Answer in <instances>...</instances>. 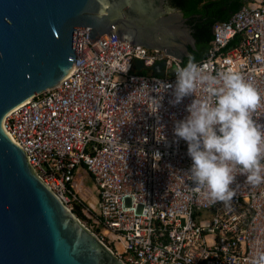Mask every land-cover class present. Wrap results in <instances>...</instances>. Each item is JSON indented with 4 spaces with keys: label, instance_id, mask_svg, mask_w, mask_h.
Masks as SVG:
<instances>
[{
    "label": "built area",
    "instance_id": "2783aa9c",
    "mask_svg": "<svg viewBox=\"0 0 264 264\" xmlns=\"http://www.w3.org/2000/svg\"><path fill=\"white\" fill-rule=\"evenodd\" d=\"M110 35L91 43L88 30L77 29L72 70L10 111L6 133L37 178L69 211L79 210V224L120 264H251L264 253V183L251 185L237 173L227 206L197 189L188 144L174 134L196 97L170 103L182 60ZM195 63L212 75L240 74L264 96V0L215 22ZM253 119L264 126V107ZM83 176L95 186L96 203Z\"/></svg>",
    "mask_w": 264,
    "mask_h": 264
},
{
    "label": "water",
    "instance_id": "95a60500",
    "mask_svg": "<svg viewBox=\"0 0 264 264\" xmlns=\"http://www.w3.org/2000/svg\"><path fill=\"white\" fill-rule=\"evenodd\" d=\"M77 29L91 43L115 34L183 60L198 49L204 20L168 0H0V264H120L37 178L4 128L10 111L67 77Z\"/></svg>",
    "mask_w": 264,
    "mask_h": 264
},
{
    "label": "clouds",
    "instance_id": "9594fccd",
    "mask_svg": "<svg viewBox=\"0 0 264 264\" xmlns=\"http://www.w3.org/2000/svg\"><path fill=\"white\" fill-rule=\"evenodd\" d=\"M175 73L170 103L176 106L185 97H196L187 107L189 115L174 130L188 144L192 161L188 174L213 203L227 206L235 196L237 173L251 185L264 183V126L253 119L264 107V96L240 74L229 70L212 75L191 59L183 67L178 65ZM159 108L160 103L157 112ZM152 158L158 165L162 157L157 152ZM251 264H264V253Z\"/></svg>",
    "mask_w": 264,
    "mask_h": 264
},
{
    "label": "trees",
    "instance_id": "16d2710c",
    "mask_svg": "<svg viewBox=\"0 0 264 264\" xmlns=\"http://www.w3.org/2000/svg\"><path fill=\"white\" fill-rule=\"evenodd\" d=\"M168 2L171 7L191 12L198 19L204 20V34L198 49L182 60L185 66L190 59L196 62L204 57L212 40V25L228 20L243 3H246V0H168ZM72 212L78 218H83L78 209Z\"/></svg>",
    "mask_w": 264,
    "mask_h": 264
},
{
    "label": "rangeland",
    "instance_id": "374dc122",
    "mask_svg": "<svg viewBox=\"0 0 264 264\" xmlns=\"http://www.w3.org/2000/svg\"><path fill=\"white\" fill-rule=\"evenodd\" d=\"M82 183L84 185V188L89 190L92 194L90 196V201L93 203H96L97 201V191L95 190V186L92 182V180L88 176L82 177Z\"/></svg>",
    "mask_w": 264,
    "mask_h": 264
},
{
    "label": "crops",
    "instance_id": "0c3cea01",
    "mask_svg": "<svg viewBox=\"0 0 264 264\" xmlns=\"http://www.w3.org/2000/svg\"><path fill=\"white\" fill-rule=\"evenodd\" d=\"M246 2H250V0H246ZM173 8V7H172ZM173 9H176V8H173ZM187 57H188V55H187Z\"/></svg>",
    "mask_w": 264,
    "mask_h": 264
},
{
    "label": "flooded vegetation",
    "instance_id": "af4514ba",
    "mask_svg": "<svg viewBox=\"0 0 264 264\" xmlns=\"http://www.w3.org/2000/svg\"><path fill=\"white\" fill-rule=\"evenodd\" d=\"M168 4H169V2H168ZM189 56V55H188Z\"/></svg>",
    "mask_w": 264,
    "mask_h": 264
}]
</instances>
